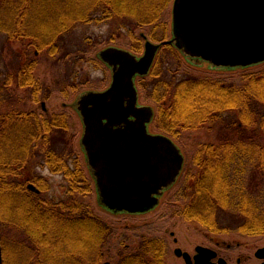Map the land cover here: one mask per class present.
I'll return each instance as SVG.
<instances>
[{
    "label": "trees",
    "instance_id": "trees-1",
    "mask_svg": "<svg viewBox=\"0 0 264 264\" xmlns=\"http://www.w3.org/2000/svg\"><path fill=\"white\" fill-rule=\"evenodd\" d=\"M170 3L171 0H0V35L9 41L29 42L30 48L55 55L79 27L97 25L109 27L108 37L112 38L106 44H116L113 42L119 36L133 40L138 31L145 29L168 31L165 15ZM144 37L147 36L140 35L137 45L130 46L131 49L140 51ZM149 37L157 43L168 40L166 36L159 39L156 34ZM23 65L9 78V84L16 80L19 87L35 90L33 95L38 99L40 85L35 83L33 72L37 66L34 62ZM247 77L243 84L228 85L209 77L177 80L174 76L166 80L157 60L149 81L145 82L146 77L140 78L144 98L158 106L154 123L164 134L176 137L180 129L193 130L213 123L226 126L229 123L233 127L232 140L224 137L221 147L216 149L205 146L209 151L205 153L206 162L200 160L201 152H196L192 162L198 173L187 174L186 188L179 193L189 202L183 209L184 219L219 234H264L262 195L255 199L247 180H256L260 175L264 186V70ZM150 81L153 83L149 84ZM8 86L5 87L0 75V105L7 103ZM170 96L172 99L166 107ZM8 114L24 117L16 109H9L0 117L6 120ZM24 114L28 118V113ZM227 116L232 117V122L225 121ZM6 128L1 125V130ZM17 129L13 133L19 139L21 130L27 131L24 134L28 138L33 137L30 126L19 124ZM3 148L6 150L7 144L0 151ZM32 171L7 166L5 158L0 159L3 264H103L115 230L91 206L77 198L78 192L85 193L90 188L88 183H80L83 177L80 170L69 173L63 160L60 161L58 171L68 180V192L64 200L52 201L28 190L26 177ZM44 188H40L42 192ZM263 190L260 192L264 197ZM229 211L239 214L242 220L225 225L221 214L228 215ZM11 225L16 232L9 243L11 237L7 230ZM129 247L125 239H120L115 264H165L164 246L158 240L144 238L136 248ZM8 252L14 253L15 259L11 260Z\"/></svg>",
    "mask_w": 264,
    "mask_h": 264
},
{
    "label": "rangeland",
    "instance_id": "rangeland-1",
    "mask_svg": "<svg viewBox=\"0 0 264 264\" xmlns=\"http://www.w3.org/2000/svg\"><path fill=\"white\" fill-rule=\"evenodd\" d=\"M174 0H171L170 6L167 8L165 19L168 24V31L159 30L156 28H149L143 31H138L135 34L134 39L127 38L126 36H119V38L113 43L106 44L112 37H108L109 27H100L97 25L81 26L79 27L67 40L65 47L59 53L55 52L52 55L50 52H38L29 47V42H23L22 40L9 41L0 35V75L1 80L8 86L9 93L12 95H6V99H9L8 105H4L0 108V113L4 114L5 110L16 109L19 112L35 111L45 117L41 111V96L35 99L32 89L26 90L19 87L16 80L12 83L9 78L16 74L17 69L25 63L34 62L36 68L34 72L35 83L41 87H47V89L53 90L54 93L50 94V98L46 100L47 113L58 114L65 113L68 116V122L70 124V130L66 134H58L52 138L55 148H59L60 153L68 154L70 157H75L78 160L80 170L87 177L90 188L88 192L77 193L76 196L82 202L92 207L95 214L102 218L105 222H108L114 227L115 236L112 239V246L106 253L103 264H115L117 260V246L120 239H125L129 248H136L140 245L144 238L156 239L163 238L167 240V256L165 257V264H184L183 260L179 259L175 254L176 248H181L183 251H187L190 254H194L195 247L198 245L206 244L205 235L211 232L204 228L200 223L195 221H186L183 217L185 206L188 203L187 199L183 197H177L178 193L184 185L186 175H196L198 168L193 165V158L197 149L202 144H218L224 137L230 136L234 129L231 127L229 130L225 128V124L220 125L215 123L214 125H202L197 129L178 130L175 142L181 148L184 156V171L180 177L179 182L172 189L167 191L161 198L160 205L152 212L144 215H130V214H114L105 209L99 202L98 193L96 190L95 182L90 175L84 153L81 149V139L83 134V125L78 113L73 110L70 103L79 98L80 94H84L89 90H102L109 86L111 83V70L106 64H104L99 57L102 50L116 46L122 49L131 51L138 57L143 55L146 41L151 40L149 35L156 34V37L161 39L166 36V39L172 38V9ZM146 35L145 39H142V49L135 51L130 46H136L139 41L140 35ZM91 39L89 43L86 40ZM36 52L38 53L36 55ZM157 60L162 65V76L166 80H170L175 76L177 80H182L186 77H209L217 79L225 84L239 83L243 84L247 76L261 72L264 70V64L243 68H214L209 63H197L194 64L187 60L181 53H179L173 46L168 45L163 47L157 57ZM24 66V65H23ZM149 81V78L146 77ZM140 79L137 81L139 88L140 104L150 105L156 110V116L158 115V106L149 100L144 98V93L139 87ZM150 81L149 84H152ZM81 94V95H82ZM172 99L170 96L167 100L166 107H169V101ZM38 102V103H37ZM66 104V105H65ZM233 117L234 114L232 113ZM232 117L225 118L228 122ZM222 126V127H221ZM150 131L153 133H163L157 129L155 123L150 125ZM229 131V132H228ZM264 137V134H262ZM264 141V138H262ZM5 140L0 139V147L5 146ZM2 150L5 151L3 148ZM3 151V152H4ZM3 152L0 151L1 155ZM72 154L74 156H72ZM7 155V154H6ZM5 156V154H4ZM37 174L44 176L49 185L48 189L40 193L44 200H64L67 197V190L64 187L66 181L63 175L54 174L48 168L35 169ZM251 184L248 185L249 191L253 194L255 199H258L260 194L262 195L261 201L264 205L263 184L261 176H257L256 180L253 178L247 179ZM46 186V185H43ZM260 192V193H259ZM264 192V190L262 191ZM184 209V210H183ZM229 211L222 213L224 218L222 222L228 226L233 222H239L242 220L239 214ZM237 217V219L235 218ZM232 222V223H231ZM18 229V228H16ZM16 232L15 227L9 226L7 233L11 237L9 243L12 242V237ZM172 232L175 233V237L179 240L177 244L174 243ZM219 234V233H217ZM220 238L225 240L229 244H232L236 249V256L251 255L254 258L255 251L264 247V234L259 235H246L242 233H220ZM24 239V238H23ZM258 249V250H257ZM11 252V251H10ZM9 253V258H14V253ZM255 259V258H254ZM254 262L259 263L254 260Z\"/></svg>",
    "mask_w": 264,
    "mask_h": 264
},
{
    "label": "water",
    "instance_id": "water-1",
    "mask_svg": "<svg viewBox=\"0 0 264 264\" xmlns=\"http://www.w3.org/2000/svg\"><path fill=\"white\" fill-rule=\"evenodd\" d=\"M172 35L163 43L148 40L141 57L118 47L102 50L99 57L112 69V83L107 90L87 92L78 101L85 126L82 145L99 200L115 214L153 210L158 196L175 184L184 165L171 138L149 133L155 112L150 105H139L136 77L150 73L165 44L190 60L217 68L264 63V0H175ZM197 252L196 264H207L202 258L211 257L209 249L200 246ZM176 254L181 256L182 250ZM183 256L187 264L193 263L189 253ZM256 256L264 259V248Z\"/></svg>",
    "mask_w": 264,
    "mask_h": 264
},
{
    "label": "flooded vegetation",
    "instance_id": "flooded-vegetation-1",
    "mask_svg": "<svg viewBox=\"0 0 264 264\" xmlns=\"http://www.w3.org/2000/svg\"><path fill=\"white\" fill-rule=\"evenodd\" d=\"M37 54L38 53L36 52V55ZM186 59L188 60V58H186ZM196 62L198 63L199 61L196 60ZM109 69L111 70V68H109ZM111 81H112V70H111ZM110 84H109V86H110ZM109 86H107L106 88H104L102 90H89V91L103 92ZM25 89L28 90L31 88H25ZM39 90H40L39 98L41 96L45 95V97L40 98L41 99L40 100L41 101V111L44 113V115L46 114L44 118H42L41 113L31 111V110L29 112H27L28 118H24L25 117L24 112H22L24 117H22L20 114H18V115L16 114L13 117L10 114H8V116L6 117V120H5V118L2 119V117H0V139H1L2 134H4L5 137H3V136L2 137H3V140H5V143L7 144L6 150L4 152L1 151V152H3V154L1 155V153H0V159L5 158L7 166L11 165L12 167L17 168V169H23V168L34 169V171L30 172L29 176L26 177V180H27L28 190H30L32 193H34L36 195H40V193H41L40 188H42L43 185H46L47 189H48L47 186L49 185L48 180L44 176L37 174L35 172V169L41 168V167L46 168V169L48 168L50 171H51V168L52 169L55 168V171H51L52 173L63 175L64 179L66 181V185H64V187L66 188V190L68 192V180L66 179L64 174H62L58 171V168H60V161L63 160V166H64V168L68 169L69 173H74L77 168L78 169L80 168V166L78 165L79 164L78 160L75 157L72 158V157L68 156V154H70V153H68V154L60 153L59 148L54 147L55 144L53 143L52 138H54L55 136H58V134H60V133L65 135L66 132H68V130H70L71 126L68 122L67 114H65V113H58V114L54 113V114L48 115V113H47L48 111H47V105H46L47 101L46 100H48L50 98V94H53L54 91L47 89V87H41V86H39ZM89 91H87V92H89ZM32 92H35V90H33ZM87 92H84V94ZM81 94H80L79 98H77V100L70 103V106L73 110H75L78 113L79 118L81 119V122L83 125V130H82L83 131L82 139H83V136L85 134V126H84L82 117H81L80 113L78 112V101L80 100V97L83 95V94L82 95ZM8 102H9V99L7 100V103L4 104V107L8 105ZM2 106H3V104L0 105V108ZM8 110H5V111H8ZM2 115H4V114H2ZM0 116H1V113H0ZM17 117H19V118H17ZM225 118H228V116ZM27 119H29V121ZM227 120L229 121V119H227ZM19 124H22V126H30L32 128L33 137L28 138L25 135L27 131H22V130H21L22 138L19 139L18 137H16V135H14V133H13V129H17V126ZM214 124L215 123H213L212 125H214ZM1 125H5V126H7V128L4 130H1ZM220 125H223V124H220ZM231 127L232 126L229 123H227V126L225 125V128H228V130ZM14 132H16V134L19 133V131L18 132L14 131ZM149 133L158 134V133H153L150 131V125H149ZM163 135H167V134L163 133ZM232 136H233V134H231L230 136L228 135L229 138ZM167 137H170L175 142L176 137L171 136V135H167ZM82 139H81L80 145H81L82 152L84 153L86 165H87V168H88L90 175L92 176L94 182L96 183V181L92 175L91 168H90L89 163H88V158H87L85 149L82 145ZM232 139H233V137L231 138V140ZM12 140H13L14 145L11 146ZM220 140L224 141V139H220ZM222 141L218 144H202V145H200V147L197 149V151L199 150L201 152L200 153V160H202L203 162L207 161L205 153H209V151L207 149H205V146L212 145L214 149L220 148ZM175 144L177 145L176 142H175ZM178 148L180 149V151H181V153L185 159V156H184L181 148L179 146H178ZM4 154H5V156H4ZM72 156H74V155L72 154ZM183 171H184V165H183V169H182L180 175L178 176L175 184L172 187H170L169 189H165L163 191V193L158 196L160 201H161V198L165 195V193L167 191H169L175 185H177L180 177L183 175ZM80 173L83 175V177L79 180L80 183H86L87 184L88 183L87 177L85 176V174L81 170H80ZM187 181H188V179H187V175H186V179L184 180L185 183H184L181 190H183V191L185 190ZM30 185L34 186V189L30 188ZM37 191H39V192H37ZM176 196L177 197H183L184 194L178 193V195H176ZM184 199H186V198H184ZM188 203H187V205H188ZM159 205H160V202L157 205V207ZM155 209L149 211L148 213L154 211ZM144 214H147V213H144ZM144 214H137V215H144ZM171 236L173 237L174 243L177 244L179 240L175 237V233L172 232ZM205 238H206V244L196 246L195 250H194V254H190L187 251H183L181 248H176L174 250V254L179 259L183 260L184 264H187L185 259H184L183 254L185 252L189 253V255L192 258V262H193L192 264H196L195 257L198 255L197 249H198V247L201 246L203 248L209 249V251H210V252H207V255L209 257L211 256L210 258H207V257H206L207 259L202 258V260H206L207 264H264V259H260L256 256L257 251H255V254H254L255 259L251 255L242 256V257L236 256L235 253H236V249L238 247H236V246L234 247L232 244H229L225 240H222L220 238V235L217 233L211 232V236L209 234H207V235H205ZM154 240H158L161 243H163L164 261H165V257L167 256V240L163 239V238H156ZM177 249L182 250L183 254L181 256H178L176 254ZM214 254H215V256H213ZM254 260L258 261L259 263L254 262Z\"/></svg>",
    "mask_w": 264,
    "mask_h": 264
},
{
    "label": "bare ground",
    "instance_id": "bare-ground-1",
    "mask_svg": "<svg viewBox=\"0 0 264 264\" xmlns=\"http://www.w3.org/2000/svg\"><path fill=\"white\" fill-rule=\"evenodd\" d=\"M88 181V180H87ZM89 183V182H88Z\"/></svg>",
    "mask_w": 264,
    "mask_h": 264
}]
</instances>
